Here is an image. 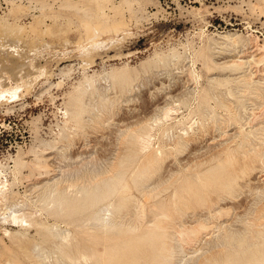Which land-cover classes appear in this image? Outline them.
Returning a JSON list of instances; mask_svg holds the SVG:
<instances>
[{
	"label": "rangeland",
	"instance_id": "obj_1",
	"mask_svg": "<svg viewBox=\"0 0 264 264\" xmlns=\"http://www.w3.org/2000/svg\"><path fill=\"white\" fill-rule=\"evenodd\" d=\"M0 25L25 35L0 40V264H118L159 223L169 264H264V0H0ZM238 146L260 163L232 179Z\"/></svg>",
	"mask_w": 264,
	"mask_h": 264
},
{
	"label": "bare ground",
	"instance_id": "obj_2",
	"mask_svg": "<svg viewBox=\"0 0 264 264\" xmlns=\"http://www.w3.org/2000/svg\"><path fill=\"white\" fill-rule=\"evenodd\" d=\"M87 26V25H86ZM85 26V27H86ZM95 27V26H94ZM98 28V27H97ZM91 29H92V27L90 26V27H88L87 26V32H88V34H90V33H93L92 31H91ZM95 29H96V27H95ZM94 30V29H93ZM96 31L94 30V33H95ZM46 33V32H45ZM43 34V33H42ZM96 34V33H95ZM87 35V34H86ZM9 36H11V37H13L12 39L13 40H18V41H23L24 39H25V35H24V33H23V29H20V28H11L10 27V25L9 26H3V25H0V40L1 39H4L5 37L7 38V37H9ZM90 37V35H87V37ZM91 37H92V34H91ZM93 37H94V34H93ZM5 38V39H6ZM15 38V39H14ZM11 39V38H10ZM7 40H9V39H7ZM15 40V41H16ZM4 41V40H3ZM34 42V41H33ZM1 44V43H0ZM2 44H4V43H2ZM2 44H1V46H2ZM29 44H31V47H32V45L34 44V43H32L31 41H29ZM4 46H5V44H4ZM36 46V45H35ZM7 48V47H6ZM92 48V47H91ZM18 49V48H17ZM31 49V48H30ZM34 49V48H33ZM92 50V49H91ZM88 52V51H87ZM91 53H92V51H91ZM89 54V53H88ZM89 57V56H88ZM47 72V71H46ZM250 78V77H249ZM248 78V79H249ZM257 81V80H256ZM264 82V81H263ZM248 91V90H247ZM5 100V99H4ZM223 101V100H222ZM74 103H76V102H74ZM76 106H78V104L76 105ZM79 107V106H78ZM262 109V108H261ZM260 110V109H259ZM262 110H264V109H262ZM169 110H167V112H168ZM74 112H75V110H74ZM253 118V117H252ZM254 120V119H253ZM252 121V120H251ZM253 123V122H252ZM254 126H255V124H254ZM253 126V127H254ZM241 133V132H240ZM237 134V133H236ZM241 136V135H240ZM235 139H236V137H235ZM234 139V140H235ZM186 140H189V138L188 139H186ZM234 140H232L233 142H235ZM243 140V139H242ZM185 141V140H184ZM222 141V140H221ZM246 141H247V138H246ZM146 142V141H145ZM178 142V141H177ZM181 142V141H180ZM264 142V141H263ZM186 143V142H185ZM241 143H242V141H241ZM175 144V143H174ZM189 144V143H188ZM178 145V144H177ZM180 145V144H179ZM190 145V144H189ZM181 146H183L182 144H181ZM248 146V145H247ZM169 147V146H168ZM184 147V146H183ZM174 148V147H173ZM172 148V149H173ZM225 149H226V147H224ZM261 148H263V146L261 147ZM241 147L240 146H238L236 149H235V151H232V153H227V151H226V156H225V159H226V161L227 160H230V158H232V160L233 161H235V162H237V164H238V166H237V164H235V166H234V170L232 171V172H230V176H229V178H236V177H240V176H245V175H247V173L250 171V170H252V169H254L256 166H257V164H258V162L260 163V161H259V159H258V157H259V155H258V157H257V155H255V154H252L251 156H248V154H246V152L245 151H241ZM231 150V149H230ZM248 150V149H247ZM223 151V150H222ZM251 151V150H250ZM250 151H248V152H250ZM221 152V151H220ZM224 152V151H223ZM229 152H231V151H229ZM252 152V151H251ZM250 152V153H251ZM260 152V151H259ZM243 154V156H242V158L240 157V154ZM198 154V153H197ZM258 154V153H257ZM260 154V153H259ZM161 156H162V154H160ZM261 155V154H260ZM158 156V155H157ZM262 156H264V155H262ZM218 157V156H217ZM222 157V156H221ZM220 157V158H221ZM152 158H153V156H152ZM188 158V157H187ZM150 159V158H149ZM161 159V158H160ZM215 159H217L216 157H215ZM153 160V159H152ZM190 160V159H189ZM219 160V159H218ZM146 161H147V159H146ZM162 161V160H161ZM202 161V160H201ZM149 162V166H150V160L148 161ZM159 162V161H158ZM195 162V161H194ZM197 162H200L199 160H197ZM155 163V162H154ZM187 163V162H186ZM264 163V162H263ZM152 164H153V161H152ZM157 164V163H156ZM192 164H197V163H192ZM199 164V163H198ZM223 164V163H222ZM221 164V165H222ZM227 164H228V162H227ZM158 165V164H157ZM259 165V164H258ZM264 165V164H263ZM143 166V165H142ZM145 166H146V164H145ZM193 166V165H192ZM262 166V165H261ZM260 166V167H261ZM141 167V166H140ZM153 167H155L154 165H153ZM194 167V166H193ZM200 167H201V165H200ZM142 168V167H141ZM188 168V167H187ZM186 168V169H187ZM199 168V167H198ZM197 168V169H198ZM256 168H258V167H256ZM148 169H151V168H148ZM189 169V168H188ZM138 170V169H137ZM153 170V169H152ZM156 170H157V167H156ZM192 170H193V168H192ZM139 171V170H138ZM186 171H188V170H186ZM150 172H151V170H150ZM150 172L148 173V175L150 174ZM197 172V171H196ZM136 173V172H135ZM251 173V172H250ZM142 174L143 175H146L147 174V171H144V172H142ZM141 174V175H142ZM152 174H153V172H152ZM147 175V176H148ZM262 175V174H261ZM146 177V176H145ZM140 178V177H139ZM160 179V178H159ZM162 180V179H161ZM5 182V181H4ZM145 182V181H144ZM162 183V182H161ZM6 184V183H5ZM5 184L3 183V181L2 182H0V194H1V196L3 197V194H4V190H5V188L7 189V187H5ZM232 184V183H231ZM8 185V184H7ZM139 185H141V183L139 184ZM161 186V185H160ZM87 188V187H86ZM158 188V187H157ZM157 188H155V190H157ZM160 188V187H159ZM217 188V187H216ZM90 189V188H89ZM147 189V188H146ZM150 189V188H149ZM87 190V189H86ZM216 190V189H215ZM82 191H83V189H82ZM91 191V190H90ZM145 191H147V190H145ZM149 191H151V190H149ZM153 191H154V189H153ZM83 192H85V189H84V191ZM81 193V192H80ZM146 193V192H145ZM151 193V192H150ZM57 194V193H56ZM152 194V193H151ZM151 194H149V195H151ZM155 194V193H154ZM153 194V195H154ZM57 196H59V194L57 195ZM57 196H55V198L57 197ZM149 197V196H148ZM59 198H60V196H59ZM68 198V197H67ZM66 197H65V199H67ZM57 199H58V197H57ZM61 199V198H60ZM64 198H62V202L63 201H66L65 199L63 200ZM54 200V199H53ZM59 200V199H58ZM68 200V199H67ZM80 200V199H79ZM50 201V200H49ZM56 201V200H55ZM69 202H71L70 201V199L68 200ZM68 201H67V203H68ZM77 201V200H76ZM76 201H74V202H76ZM57 202V201H56ZM55 202V203H56ZM62 202H61V204H62ZM133 202V201H132ZM164 202V201H163ZM58 203H60V200L58 201ZM66 203V204H67ZM158 204V203H157ZM163 204V203H162ZM63 205L64 204H62L61 206L63 207ZM68 206L69 205H71V204H67ZM72 205L74 206V204L72 203ZM71 205V206H72ZM112 206H113V204H111ZM129 205V204H128ZM127 205V206H128ZM132 205L134 206V204L132 203ZM56 205H54V207H55ZM60 206V207H61ZM67 206V207H68ZM131 206V205H130ZM140 206V205H139ZM157 206V205H156ZM58 207H59V205H58ZM123 207V206H122ZM163 207V206H162ZM56 208V207H55ZM64 208V207H63ZM132 208V207H131ZM62 209V208H61ZM65 210L67 209V208H64ZM69 209V208H68ZM67 209V210H68ZM73 209V208H72ZM115 209V208H114ZM129 209H130V207H129ZM129 209L127 210L126 208H125V210H127V211H129ZM51 210V209H50ZM59 210V209H58ZM58 210H57V212H58ZM66 210V211H67ZM70 210V209H69ZM69 210H68V212H69ZM101 210V209H100ZM108 210V209H107ZM132 210V209H131ZM130 210V211H131ZM195 210V209H194ZM66 211H62L63 212V214L64 215H67V213L68 212H66ZM102 211V210H101ZM100 211V212H101ZM106 211V210H105ZM126 211V212H127ZM129 211V212H130ZM64 212H66V214L64 213ZM158 212V211H157ZM99 213V212H98ZM109 212L107 211V214H108ZM116 213H118V212H116ZM115 213V214H116ZM120 213V212H119ZM135 213V212H134ZM49 214H51V212L49 213ZM104 215H105V212L103 213ZM113 214H114V212H113ZM112 214V215H113ZM114 214V215H115ZM157 214V213H156ZM161 214H165L164 212H162V213H158V215H161ZM58 215V214H57ZM59 215H60V213H59ZM62 215V214H61ZM72 215V214H71ZM95 215H96V213H95ZM113 215V216H114ZM123 215V214H122ZM56 216V215H55ZM96 216H98V214L96 215ZM109 216H110V213H109ZM57 217H59V216H57ZM62 217H64L63 215H62ZM67 217V216H66ZM65 217V218H66ZM70 217V216H69ZM93 217H94V215H93ZM117 217V216H116ZM138 217V216H137ZM11 218L13 219L12 221H16L15 223H17L18 221H24V217H23V219L20 217V215L19 216H17L16 214H13L12 216H11ZM102 218V217H101ZM111 218V217H110ZM110 218H106V215H105V220L107 219V222H108V219H110ZM132 218H133V215H132ZM173 218V217H172ZM38 219V221H39V218H37ZM94 219H95V217H94ZM99 219V218H98ZM98 219H97V221H98ZM112 219H114V218H112ZM137 219V218H136ZM136 219H134V220H136ZM111 220V219H110ZM140 220V219H139ZM141 220H143V219H141ZM174 220V219H173ZM172 220V221H173ZM177 220V219H176ZM41 221V223L42 224H44L45 223V221H44V223L42 222L43 220H40ZM47 221V220H46ZM97 221H95V222H97ZM100 221V220H99ZM131 221H133V220H131ZM138 221V220H137ZM26 222H27V219H26ZM48 222V221H47ZM46 222V223H47ZM101 222H104V221H102L101 220ZM19 223V222H18ZM38 223V222H37ZM99 223V222H98ZM111 223V222H110ZM140 223V222H139ZM22 224V223H21ZM40 224V223H39ZM105 224V223H104ZM107 224V223H106ZM109 224V223H108ZM177 224V222L175 221V225ZM202 223H200V226H199V228H202V225H201ZM38 225V224H37ZM47 225V224H46ZM50 224H48L47 226H49ZM110 225H113L112 223L110 224ZM115 225H117V224H115ZM118 225H120L121 226V224H119L118 223ZM179 225V224H178ZM45 226V225H44ZM56 226V225H55ZM54 226V227H55ZM119 226V227H120ZM157 226H158V229L160 230V234H158V233H156V236H158V238H160L161 239V243H160V245H161V247L158 245V246H153V247H151L153 250L151 251V250H148V252L147 253H143L142 251H139L140 252V255H139V252H130V251H128V252H123V253H121V252H118L116 249H114V247L115 246H111V248H112V254H110V257H111V255L112 256H114V257H118L119 259H120V261L118 262V264H169V260H168V257L169 256H167V254L166 253H168V252H166V253H164V250H166L167 251V248L165 249H163L162 248V243H163V239H165V237H166V233H168L165 229H167V228H165L164 227V225H163V223H159V224H157ZM57 227V226H56ZM55 227V228H56ZM41 228V227H40ZM53 228V227H52ZM54 228V229H55ZM105 228H107V227H105ZM133 228V227H132ZM157 228V227H156ZM173 228H174V226H173ZM101 229H102V226H101ZM110 229H112L111 227H110ZM115 229V228H114ZM120 229H121V227H120ZM123 229V228H122ZM171 229H172V227H171ZM170 229V230H171ZM43 230V229H42ZM105 230V229H104ZM116 230V229H115ZM126 230V229H125ZM130 230V229H129ZM132 230V229H131ZM162 230H164L165 231V233L163 232H161ZM169 230V229H168ZM56 231V230H55ZM109 231V230H108ZM134 231V230H133ZM178 231V230H177ZM111 232H112V230H111ZM131 232V231H130ZM114 233H116V232H114ZM162 233V234H161ZM178 233V232H177ZM197 233H199V231H198V229H192L190 232H189V234H197ZM45 234V233H44ZM57 235V234H56ZM55 235V236H56ZM58 235H59V233H58ZM116 235V234H115ZM62 236V235H61ZM61 236H59L60 238H61ZM154 237H155V234H154ZM169 237V236H168ZM15 238V237H14ZM17 238V237H16ZM67 238H68V236H67ZM153 238V235H151L150 236V239H152ZM18 239V238H17ZM43 239V238H42ZM45 239V238H44ZM57 239V238H56ZM69 239V238H68ZM50 241L52 240V239H49ZM48 240V241H49ZM65 240H67L66 239V237H65ZM152 240H154V239H152ZM19 241V240H18ZM54 241H55V239H54ZM57 242V241H56ZM65 243H67V241H64ZM69 242V241H68ZM167 242H169V241H167ZM74 243V242H73ZM155 243H157V241L155 242ZM225 243V242H224ZM250 243V242H249ZM248 243V244H249ZM72 244V243H71ZM166 244V243H165ZM74 245V244H73ZM73 245H71V247L73 248V247H75V246H73ZM77 245V247H78V245L79 244H76ZM252 245V244H251ZM254 245V244H253ZM252 245V246H253ZM258 245H260L261 246V244H258ZM257 245V246H258ZM38 246V245H37ZM60 246V245H59ZM59 246H57V247H59ZM123 246H125L126 248H129V250H130V247H131V242H126ZM251 246V247H252ZM256 246V245H255ZM68 247V245L66 246V248ZM170 247V246H169ZM250 247H248V249H249ZM253 248V247H252ZM71 249V248H70ZM75 250H76V247L74 248ZM91 249V248H90ZM245 249V248H244ZM64 250V249H63ZM74 250V251H75ZM78 250H79V247H78ZM86 250V249H85ZM170 250V249H169ZM172 250V249H171ZM171 250H170V252H171ZM250 250V249H249ZM58 251V250H57ZM80 251H81V249H80ZM79 251V252H80ZM91 251V250H90ZM244 252V250H238V252L240 253H243ZM247 251V250H246ZM73 252V251H72ZM82 252V251H81ZM237 252V253H238ZM86 253V252H85ZM96 253L97 252H95L94 254L92 253L91 254V252H90V254L91 255H95L96 256ZM163 253H164V256H163ZM172 253V252H171ZM62 254H63V252H62ZM74 254V253H73ZM78 254V253H77ZM77 254H75V255H77ZM87 254H88V252H87ZM169 254V253H168ZM67 255V254H66ZM81 254H79V256H80ZM37 256H39V255H37ZM78 256V255H77ZM173 256V255H172ZM40 257V256H39ZM59 257H61V256H59ZM67 257H69V256H67ZM83 257H85V256H83ZM92 257V256H91ZM97 257V256H96ZM71 257H69L68 258V260L70 259ZM38 259V258H37ZM40 259V258H39ZM58 259V258H57ZM83 259V258H82ZM93 259V258H92ZM95 259V258H94ZM84 261H86V259H83ZM88 260V259H87ZM96 260V259H95ZM57 261V260H56ZM62 261V260H61ZM94 261V260H93ZM99 261V260H98ZM63 262V261H62ZM70 262H71V260H70ZM73 262V264H75L74 263V261H72ZM78 262V261H77ZM88 262V261H87ZM87 262H84V263H86L87 264ZM96 262V261H95ZM172 262V261H171ZM40 263V262H39ZM51 263H53V262H51ZM67 263V262H66ZM41 264V263H40ZM50 264V263H49ZM55 264V263H54ZM60 264V263H59ZM62 264V263H61ZM68 264V263H67ZM77 264H79V263H77ZM90 264V263H89ZM97 264V263H96ZM99 264H101L100 263V261H99ZM205 264V263H204Z\"/></svg>",
	"mask_w": 264,
	"mask_h": 264
}]
</instances>
